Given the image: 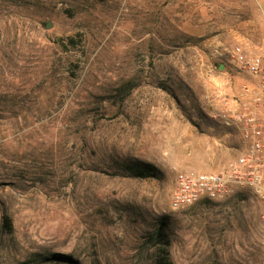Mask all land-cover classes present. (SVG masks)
<instances>
[{
  "label": "rangeland",
  "instance_id": "obj_1",
  "mask_svg": "<svg viewBox=\"0 0 264 264\" xmlns=\"http://www.w3.org/2000/svg\"><path fill=\"white\" fill-rule=\"evenodd\" d=\"M238 44L264 57V0H0V264H264L252 190L171 209L239 154Z\"/></svg>",
  "mask_w": 264,
  "mask_h": 264
},
{
  "label": "built area",
  "instance_id": "obj_2",
  "mask_svg": "<svg viewBox=\"0 0 264 264\" xmlns=\"http://www.w3.org/2000/svg\"><path fill=\"white\" fill-rule=\"evenodd\" d=\"M230 63L249 77L235 108L222 115L241 134L239 154L215 172H180L171 197V209L182 210L202 201H222L237 190L250 189L264 205V57L238 44L229 51Z\"/></svg>",
  "mask_w": 264,
  "mask_h": 264
},
{
  "label": "trees",
  "instance_id": "obj_3",
  "mask_svg": "<svg viewBox=\"0 0 264 264\" xmlns=\"http://www.w3.org/2000/svg\"><path fill=\"white\" fill-rule=\"evenodd\" d=\"M67 42H69L68 43L69 45L73 44L74 38L69 37L67 39ZM65 46H67V43ZM126 166H127V169L129 170L130 176L135 177V178H142V179L152 178V177H157L159 174L156 167H154L151 164H147V163L133 162V163H129ZM0 210H3V203L1 199H0ZM5 229H6V226L3 220L1 227H0V236L3 235ZM164 229H165V225L162 223L157 233L158 237H160L163 234ZM52 264H79V263H77L71 256L61 255V256L53 257ZM155 264H170V263L169 262L167 263V261H165L164 259H159V261L157 260Z\"/></svg>",
  "mask_w": 264,
  "mask_h": 264
},
{
  "label": "crops",
  "instance_id": "obj_4",
  "mask_svg": "<svg viewBox=\"0 0 264 264\" xmlns=\"http://www.w3.org/2000/svg\"><path fill=\"white\" fill-rule=\"evenodd\" d=\"M249 48H250V50H252L253 52H255V53H257V54L259 53L256 49H251V47H249ZM244 78H245L246 82L250 80L249 77H247V76H245Z\"/></svg>",
  "mask_w": 264,
  "mask_h": 264
},
{
  "label": "water",
  "instance_id": "obj_5",
  "mask_svg": "<svg viewBox=\"0 0 264 264\" xmlns=\"http://www.w3.org/2000/svg\"><path fill=\"white\" fill-rule=\"evenodd\" d=\"M51 27V23L47 24V29H49Z\"/></svg>",
  "mask_w": 264,
  "mask_h": 264
}]
</instances>
